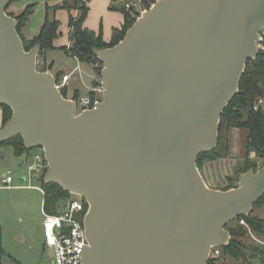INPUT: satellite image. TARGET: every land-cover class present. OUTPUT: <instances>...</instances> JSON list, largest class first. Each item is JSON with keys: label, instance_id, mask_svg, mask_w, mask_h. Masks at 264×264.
Wrapping results in <instances>:
<instances>
[{"label": "water", "instance_id": "obj_1", "mask_svg": "<svg viewBox=\"0 0 264 264\" xmlns=\"http://www.w3.org/2000/svg\"><path fill=\"white\" fill-rule=\"evenodd\" d=\"M12 1L0 0V104L13 111L0 144L42 148L45 182L86 200L83 264H208L264 195V164L218 189L197 163L259 53L264 0H156L95 50L103 100L81 112L38 69L41 45L26 50Z\"/></svg>", "mask_w": 264, "mask_h": 264}, {"label": "trees", "instance_id": "obj_2", "mask_svg": "<svg viewBox=\"0 0 264 264\" xmlns=\"http://www.w3.org/2000/svg\"><path fill=\"white\" fill-rule=\"evenodd\" d=\"M50 1L52 0H47L45 21L40 32L32 39H27L22 29L33 14L36 3L29 4L18 15L8 11L18 20V31L23 38L26 50H30L36 44H40L41 50L44 52L55 48L54 40L59 34L60 27V21L56 18L55 13L58 8H66L70 12L69 24L71 31L70 45L65 46L64 50L67 54L76 56L80 62L92 65L95 73L101 75L102 63L95 50L117 44L125 36L137 17L126 10L122 4L111 6L124 13L125 22L121 28H115L112 39L106 41L102 29L95 31L85 25L90 10L87 0H64L61 5H51ZM73 11H77L78 15H74ZM46 69L45 67L43 70ZM57 78L59 77L57 76ZM63 93L67 96L64 90ZM260 96H264L263 51H260L256 58L247 61L246 69L240 81L239 92L222 114L217 147L210 152L201 153L197 159L198 165L202 168L201 160L206 162L230 156L233 129L245 130L247 136L242 142L244 152L240 156L235 175L229 176L232 184L228 188L234 186V182L238 180L241 172L249 169L257 171L264 164V109L258 111L254 109V103ZM74 98H78V93ZM0 106L4 111L5 124L12 116L13 111L7 105L0 104ZM4 143L14 146L19 154L27 149L21 135L14 136ZM259 158L263 159L262 165L258 164ZM41 183L45 190L44 209L51 214L59 213L71 193L57 183H46L44 176ZM241 219H244L247 224L241 223ZM227 228L231 232L230 242L225 246H220L222 255L220 257L211 256L208 264H231L229 259L236 261L238 264H255L257 260L263 258V245L258 243L253 235L257 237L264 235V195L254 204L250 214L241 215L229 222ZM247 239L255 241L247 242ZM16 264L20 263L17 262Z\"/></svg>", "mask_w": 264, "mask_h": 264}, {"label": "rangeland", "instance_id": "obj_3", "mask_svg": "<svg viewBox=\"0 0 264 264\" xmlns=\"http://www.w3.org/2000/svg\"><path fill=\"white\" fill-rule=\"evenodd\" d=\"M75 15H78L77 11ZM76 64L75 62L74 65ZM101 66L103 67V65ZM45 67L48 70V65L45 62H38L39 70H43ZM82 67L92 69L90 64H84ZM83 79L86 83H90L92 80L90 75H84L80 72V76L74 78L69 87L64 89L67 97L74 98L76 93L78 96L88 95V89L84 85ZM233 131L231 144L234 140L235 154L241 152L242 155L244 152L242 142L246 139L247 133L240 128H234ZM42 152V148H35L26 149L19 154L11 144H0V179L5 178L4 173L10 170L14 178L13 184L24 185L23 188L0 190V264H16L17 262L20 264H55L53 250L44 245L43 192L35 187L26 188L29 184L42 185L41 180L29 178L30 171L28 168L29 163L34 161L35 155ZM202 161H200L201 167L205 163ZM258 164L262 165L263 159L259 158ZM234 173L235 170H233ZM25 177L26 179H24ZM228 180L229 185H231V180L229 178ZM253 241L255 240L247 239V242ZM255 264H264V257L257 260Z\"/></svg>", "mask_w": 264, "mask_h": 264}, {"label": "crops", "instance_id": "obj_4", "mask_svg": "<svg viewBox=\"0 0 264 264\" xmlns=\"http://www.w3.org/2000/svg\"><path fill=\"white\" fill-rule=\"evenodd\" d=\"M63 2L64 0H52L50 1V4L61 5ZM32 3H36V7L33 14L30 16L26 26L22 29V32L27 39H32L39 34L40 29L45 21L47 0H14L8 7L9 12L18 15L22 13L29 4ZM87 3L90 10L85 25L95 31H99L102 29L104 39L106 41H110L112 39L114 29L121 28L125 22L124 13L118 8L111 7L121 4L122 0H87ZM72 13L75 15L76 11H73ZM55 15L56 18L60 21V27L58 31L59 34L54 40L55 48L45 51L44 54L39 58V60L41 62H45L48 65V70H51L56 75V77H61L62 75L75 70L76 68L80 69L75 72V75L79 73L76 76H80L81 72L84 75H90L92 79L90 83H86L83 79L84 85H86L88 89V86L93 83L95 77L97 76L93 69V66L92 69H85L82 66L88 63L80 62L76 58V56H70L64 50L65 46L70 45V12L66 8L61 7L56 10ZM75 62L77 63L76 65H74ZM69 85L66 87V89L69 87ZM75 91L77 92L78 90L76 89ZM3 126L4 111L0 106V129ZM233 136L235 137L234 133ZM234 145L235 142L233 140V144H231L232 153L229 157H222L217 160L206 161L202 168H200L209 186L213 188L216 187L218 189H228L230 183L228 178L229 176L235 175V173L233 174V170H236L241 156V152L235 154ZM5 174L6 173H4V175ZM4 179L5 178L0 179V190L24 187L23 184H13L14 178L10 183L6 182ZM24 179H26V177ZM44 245H46L45 241ZM229 261L231 264H238L232 259H229Z\"/></svg>", "mask_w": 264, "mask_h": 264}, {"label": "built area", "instance_id": "obj_5", "mask_svg": "<svg viewBox=\"0 0 264 264\" xmlns=\"http://www.w3.org/2000/svg\"><path fill=\"white\" fill-rule=\"evenodd\" d=\"M155 1L156 0H122L121 4L124 5L126 10L131 14L139 17L144 11L152 7ZM258 49L259 52H264V27L260 30ZM77 70L80 69L76 68L57 78V87L63 91L73 78H77L75 75ZM95 81V85L92 84L88 86V95L73 98L77 101V112L95 108L96 105L103 100L104 87L102 76L97 75ZM254 109L257 111L264 109V96H260L255 101ZM28 168L30 171V179L37 178L41 180L48 169V161L44 152L37 153L34 157V161L29 163ZM5 176L4 180L6 182L10 183L13 181L12 172L10 170L6 172ZM27 187L39 188L45 194L42 185L29 184ZM64 205L60 212L56 214L48 213L43 207L45 213V244L53 250L55 264H83L82 252L89 243L84 223L88 204L82 196L71 194ZM241 223L247 224L244 219H241ZM250 232L253 235L251 230ZM253 237L258 243L263 245L264 249V235L262 237L253 235ZM221 255L220 247H214L211 256L220 257Z\"/></svg>", "mask_w": 264, "mask_h": 264}]
</instances>
